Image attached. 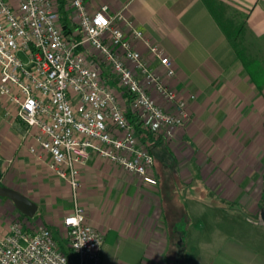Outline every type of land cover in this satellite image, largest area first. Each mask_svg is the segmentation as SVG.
Returning a JSON list of instances; mask_svg holds the SVG:
<instances>
[{"label": "crops", "instance_id": "0c3cea01", "mask_svg": "<svg viewBox=\"0 0 264 264\" xmlns=\"http://www.w3.org/2000/svg\"><path fill=\"white\" fill-rule=\"evenodd\" d=\"M58 1L61 21L73 31L70 13L62 0ZM84 2L91 12L101 6H108L110 14L123 12L149 44L163 49L172 61L175 77L170 86L185 97H196L189 108L190 123L156 149L157 160L165 167H176L172 175L164 176L154 164L156 187L98 157H92L82 170L78 203L84 209L86 223L104 236L100 264H199L206 240L191 248L192 256L185 261L186 240L193 237L189 217L218 213L230 216L228 207H232L230 211L234 208L253 213L256 206L251 208L247 199L263 172L256 168V160L264 155V88L259 94L249 82L209 8L216 4L245 16L251 52L260 57L264 68V0ZM120 28L130 37L125 25ZM134 49L151 67L158 68L146 45L135 43ZM106 80L116 86L111 77ZM23 135L21 123L0 118V183L6 167L22 170L18 179L29 182L31 190L37 189L35 195L54 198L56 207L40 211L42 206L34 199L17 192L38 206L43 226L59 232L62 219L72 212L69 189L51 174L46 163L38 162L28 152L32 141L24 143ZM257 141V158L243 152ZM179 150L182 155L190 150V157L179 159ZM175 189L184 197L191 195L188 208L180 206L178 199L175 205ZM207 196L218 203L207 207ZM15 216L21 217L16 209ZM221 242L204 264H264V241L254 246L252 241L227 237Z\"/></svg>", "mask_w": 264, "mask_h": 264}, {"label": "built area", "instance_id": "2783aa9c", "mask_svg": "<svg viewBox=\"0 0 264 264\" xmlns=\"http://www.w3.org/2000/svg\"><path fill=\"white\" fill-rule=\"evenodd\" d=\"M62 2L75 27L69 36L58 0H0V118L21 123L22 141H32L28 152L67 185L72 212L59 232L73 260L48 227L16 217L0 233V264H100L104 236L86 223L78 203L82 170L98 157L156 187L153 157L127 114L170 141L190 123L196 100L170 86L172 61L123 12L110 14L108 6L91 12L84 0ZM135 43L147 46L158 68Z\"/></svg>", "mask_w": 264, "mask_h": 264}, {"label": "rangeland", "instance_id": "374dc122", "mask_svg": "<svg viewBox=\"0 0 264 264\" xmlns=\"http://www.w3.org/2000/svg\"><path fill=\"white\" fill-rule=\"evenodd\" d=\"M259 144H260L259 141H257V143L255 144L252 143V145L250 146V150L246 149L243 152L246 153L250 152V154H253V156L257 158L256 146L258 147ZM185 152L182 155V152L180 151L181 154L179 156L180 157L179 159L187 160L190 157L191 151L189 150ZM156 156H157V152H156ZM169 160L173 161L172 158H170ZM155 165L159 170V172L163 173L164 176L172 175L173 168H176L175 166L173 167V164L172 166L165 167L163 162L160 160H156ZM257 167H258V171L262 169L263 172L260 174V177L256 178L255 180V190L253 192V195L251 196V198L249 197L247 199V201L250 202V204L252 205L251 208L253 207V205L254 207L256 206L253 213H250L248 211H243L240 209L236 210L234 208L232 211H230L232 207H228L227 208L228 211H226V213L229 214L228 212H230V216L220 213L207 214L206 216L191 215L189 217L191 222L188 221V224L191 227L190 231L193 237H191L192 239L188 238V240H186L187 254L185 256V261H188L192 256L189 250L191 248L192 249L195 248V245H197L198 242L200 241L206 240L207 243H203L205 252L203 253V256L200 257V260H202L203 262L199 264H204L205 261L209 260L210 259L209 256L212 255L213 250L216 247V244H219V242L223 241L227 237H233L245 241H252L254 246L257 244V242L264 241V224L262 223L260 218V212L264 208V155L263 157L260 156L256 160V168ZM20 173H22V170L17 172L16 169L12 168V166L6 167V170L4 172L3 183H0V186L7 187L15 191L20 190L22 193H25L31 199H34L38 203V205L42 206V208L40 207L41 208L40 211H45V209L48 210L55 209L56 206L54 205V198H51L49 195H44V196L35 195V192H37L38 190L37 189L31 190L30 188L31 185H29L30 184L29 182H27L26 180L18 179ZM23 190H26V192H24ZM189 192L193 193V189L189 190ZM261 192H262L261 194L262 197L260 198L259 194ZM174 197H175V202H174L175 205L176 202H178L177 201L178 199L180 206H185L188 208L189 206L188 199H191V195L184 197V195H181L180 192L177 189H175ZM205 203L207 204V207H211V206L214 207L215 206L214 203L216 204L218 203V201H216L214 198L207 196ZM250 204L248 206H250ZM39 215L40 214L38 212L34 216V218L29 219V222L33 224L32 226L34 228L43 226L42 220L40 218L41 215L40 216ZM16 217L17 216H15V208L13 204L7 199L0 198V233H2L7 228V225L9 222H11V219L13 218L15 219ZM201 225L203 227H200ZM193 227H196V229H194ZM200 228L201 230L199 232ZM52 233L54 238L58 242L59 247L63 248L64 250H67L68 248L66 243L67 241L65 239V234L58 232L56 229H52ZM184 264H187V262H184Z\"/></svg>", "mask_w": 264, "mask_h": 264}, {"label": "trees", "instance_id": "16d2710c", "mask_svg": "<svg viewBox=\"0 0 264 264\" xmlns=\"http://www.w3.org/2000/svg\"><path fill=\"white\" fill-rule=\"evenodd\" d=\"M209 9L225 39L231 45L236 55V59L241 64L249 82L254 86L257 93L260 94L264 88V68L260 57L251 52L245 16L236 11H232L230 8L220 7L216 4H212ZM63 29L66 36L71 34V30L66 23H63ZM108 76L109 74H107L104 79H108ZM127 119L135 126L139 142L153 157L155 164V161L157 160L156 149L160 146L163 147L165 140L143 129L136 117L131 113L127 114ZM60 249L70 261L73 260V255L69 249L64 250L61 247Z\"/></svg>", "mask_w": 264, "mask_h": 264}, {"label": "water", "instance_id": "95a60500", "mask_svg": "<svg viewBox=\"0 0 264 264\" xmlns=\"http://www.w3.org/2000/svg\"><path fill=\"white\" fill-rule=\"evenodd\" d=\"M0 198L10 201L16 211L25 219H32L37 213L38 206L35 203L31 202L28 198L10 188L0 186ZM260 218L264 224V208L260 212Z\"/></svg>", "mask_w": 264, "mask_h": 264}]
</instances>
